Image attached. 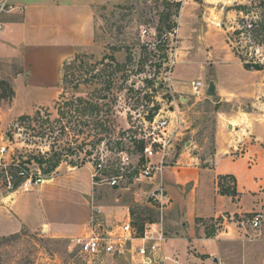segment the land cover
<instances>
[{
    "label": "rangeland",
    "instance_id": "1",
    "mask_svg": "<svg viewBox=\"0 0 264 264\" xmlns=\"http://www.w3.org/2000/svg\"><path fill=\"white\" fill-rule=\"evenodd\" d=\"M179 1L181 7L177 12L174 3ZM234 1L227 2L228 7L223 4L224 8L221 9L219 2L212 5L207 0H75L78 5L80 3L85 4L86 7L90 5L94 21L93 34L88 43L82 47H76L73 51L69 50V55L63 59L61 56L67 54L68 48L60 47L57 51L58 55L54 59L53 66H50L54 72L49 84L56 85L57 69L60 72V84L58 93L55 92L52 98V92L43 96L38 94L45 83L40 85L42 83L40 79L29 82L28 74L31 71L26 73L23 71L21 57L0 60V149L6 145L5 157L13 165L12 170L16 181L15 188L8 189L5 180L0 176V225L6 224L3 218L4 211L8 213V217H12L5 208L9 207L16 195L23 193L20 187L24 180L17 179V167L30 172L35 171L38 165L34 161L27 164H24V161L40 152L45 154L51 151L55 138L59 139L61 136V123L56 122L61 117L54 107L55 102L63 93H66L68 97L73 95L69 87L64 88L62 85L61 69L64 62L73 58L77 52H87L90 61L100 60L106 53H114L121 62L126 60L129 53H132V59L127 62L126 67L129 76L124 84H122V78L117 80L115 86L108 92L113 104L112 113L109 115H111L115 131L97 147H94L91 142L95 131H92L88 124L87 134L80 133L79 141H81L78 143L68 144V135L61 136L58 144H66V147L72 148L64 151L69 156H65L60 165L47 175H53L56 182L62 178L70 181L74 177L78 186L90 191L91 170L101 163L103 170L99 174L102 172L101 177L107 178L113 174L120 162V151H127L133 157L138 156L140 153L138 142H140L144 120L154 112L156 105L166 108L170 104L179 106L184 119L181 134L175 140L173 149L180 153L189 143L191 154H196L201 164H210L216 150L217 131L223 120L221 114L234 112L235 106L219 102L217 91L212 96L206 94L201 97L187 93L189 101L182 102L180 95L183 92H176L174 89L175 86H184L191 90L192 81L198 78L205 83L210 81L208 74L210 68L208 73H205L204 65L199 60H195L203 53L205 57L207 52L201 49V42L196 43L195 28L197 27L208 29V25H212L217 28V31H222L223 27H230L231 32L228 33V37L234 51L247 60L264 62V33L256 34L253 30L246 31L245 24L251 20L246 13L238 14L236 18L226 13L232 9L237 10L239 5H247L251 17L253 14L258 16L257 21L260 22L264 19V8L261 7L263 0H254L251 4L249 0H238L239 4ZM218 8L225 11L226 15L219 16L216 13ZM173 24L176 25L169 28ZM233 26L235 29L232 28ZM242 28L246 33L240 36L234 34L236 29ZM61 45H67V40H64ZM207 50L209 52L210 48ZM173 61H175L174 64ZM143 63L144 71L140 72ZM170 70H172L171 82L166 79ZM20 71H23L22 76L19 75ZM146 78L151 79L153 84L147 83ZM123 85L131 90L123 88L120 90ZM94 87L91 83H87V87L83 85L81 88L83 94L87 91V96H91V93H94ZM41 107L43 116L36 124V130L33 129L35 123L28 126L19 122L21 115H33ZM45 108L49 109L50 122H47ZM63 120L64 124L69 126L67 119ZM53 126L56 130L51 131L50 127ZM41 127L45 128L44 135L37 134L38 131L43 130ZM67 131L72 135L75 133L69 128ZM168 162H171L169 158ZM17 181L20 182L17 183ZM227 181L228 187L235 186L233 180L227 179ZM93 187L97 189L95 196L98 199L96 203L99 205L125 203L130 206V212L133 211L131 213L133 220L137 221L139 218L160 220V213L151 206L150 202L136 200L134 190L137 187L134 190L133 188L118 190L106 183L102 186L93 185ZM36 196L37 192H30L23 194L21 199ZM250 207L233 216L226 215L228 221L235 222L234 228L239 233L236 236L239 242L234 244V240H231V244L227 245V252L234 257L235 264H264V240H262L264 239V221L258 231L249 230V234H245L242 230V221L252 219L259 211L264 212V204L259 207ZM86 215L85 208L78 209L77 219ZM221 219L223 218L219 219L220 223L218 218L214 217L202 219L200 221L201 226L204 227L202 235L216 236L219 232L223 233L225 225L221 223ZM86 229L87 224L76 237L68 238L56 237L46 231H32L28 228L2 234L0 235V264H130L129 257L126 255H101L89 258L82 254L81 243L86 235ZM166 231L168 235L167 228ZM222 237H226V234H222ZM176 241L174 240L171 245L180 246V242ZM241 249L242 251L246 249L248 257H243L244 252ZM187 252V259L204 260L212 257L196 252V249L191 247ZM199 259L194 261L198 262Z\"/></svg>",
    "mask_w": 264,
    "mask_h": 264
},
{
    "label": "crops",
    "instance_id": "2",
    "mask_svg": "<svg viewBox=\"0 0 264 264\" xmlns=\"http://www.w3.org/2000/svg\"><path fill=\"white\" fill-rule=\"evenodd\" d=\"M207 2L212 5L219 2L222 9L223 4L229 6L227 2L230 0ZM234 2L240 3L238 0ZM252 2L254 0H249V4ZM218 9L216 13L219 16L228 13V16L236 18L245 14L235 9L226 13ZM208 27L195 28L196 43L201 42V49L207 51L205 57L203 53L195 60L204 65L205 73L210 68L208 74L210 81L217 86L219 102L232 104L234 112L221 114L223 120L217 131L216 150L210 164H201L199 157L191 154L187 143V148L180 153L172 150L169 156L171 162L156 181L163 180L171 199L164 215L165 231L166 228L169 230L167 250L187 259V251L191 247L222 263L235 264L234 257L227 252V245L231 244V240L234 244L239 242L236 240L239 233L234 228L235 222L228 221L227 217L250 206L264 204V70L244 66L231 46L228 37L230 27H223L222 31H217L212 25ZM232 28L235 29L234 26ZM93 29L90 5H78L75 0H0V60L21 57L23 71H31L29 82L40 79V85L45 83L38 94L43 96L52 92V98L55 92L58 93L60 84L59 69L56 85L49 84L57 51L60 47L68 48L67 54L61 56V59L65 58L69 50L73 51L90 41ZM64 40H67V45H61ZM23 71L19 75L22 76ZM174 91L183 92L180 95L182 102L183 98L189 101L187 93H192V89L184 86H175ZM220 175L235 177L236 196L220 192ZM55 180L15 196L5 208L12 217H8L6 211L3 213L6 224L0 225V235L28 228L32 231L46 230L56 237H76L89 222L91 204L101 207L103 219L110 226L119 225L131 217L130 206L125 203L97 204V189L93 187L91 178L90 191L78 186L74 177L70 181L63 178ZM30 192H37V196L21 199L23 194ZM83 208L87 215L79 217V220L77 211ZM212 217L223 218L224 232L211 237L203 236L204 227L200 221ZM174 240L179 241L180 246L171 245ZM242 252L243 257H248L246 249ZM196 259L199 258L187 260Z\"/></svg>",
    "mask_w": 264,
    "mask_h": 264
},
{
    "label": "built area",
    "instance_id": "3",
    "mask_svg": "<svg viewBox=\"0 0 264 264\" xmlns=\"http://www.w3.org/2000/svg\"><path fill=\"white\" fill-rule=\"evenodd\" d=\"M261 7L264 8V0L261 1ZM247 16L251 20L245 24V28L246 31H251L257 25L258 16L254 14L252 17L250 14ZM166 79L169 82L172 81V70L167 73ZM191 86L192 93L197 97L206 95L207 85L202 79L193 80ZM183 122L182 112L178 105L170 104L166 108H160L152 119L147 118L143 122L140 133L143 149L138 156L133 157L127 151H120V162L113 174L107 178L101 177L102 172L99 174L103 170L101 163L91 170L94 186H102L106 183L118 189L132 190L133 188L134 190L137 187L134 190L136 200L150 202L151 206L160 213V220L147 222L143 234L138 235L131 217L119 225L110 226L102 217L101 207L91 204L86 235L81 243L82 254L89 258L101 255H126L129 257L130 264H224L213 257L199 259L198 262L190 261L178 253L168 251L166 247L168 237L164 227V215L171 204V199L163 180H156L159 175L163 174L175 140L181 134ZM0 153V176L5 180L8 189H14L15 175L11 171L13 165L5 157L6 145L1 147ZM16 172L17 179L24 180L20 187L23 192L32 191L36 186L55 179L53 175L44 174L40 168L31 172L18 169ZM263 221V211L257 212L248 221H242L245 234H249V230L258 231Z\"/></svg>",
    "mask_w": 264,
    "mask_h": 264
},
{
    "label": "trees",
    "instance_id": "4",
    "mask_svg": "<svg viewBox=\"0 0 264 264\" xmlns=\"http://www.w3.org/2000/svg\"><path fill=\"white\" fill-rule=\"evenodd\" d=\"M174 6L176 7L178 12L181 7L180 1L175 2ZM239 6L240 7H237V10L249 14V7L247 5ZM175 25L176 24L170 25L169 28H173ZM256 26V29H253L254 33H264V19L260 22L258 21ZM243 33H246L244 28L236 29L234 31V34L238 36ZM239 56L241 57L244 66L247 69L264 70V62L247 60L242 55ZM89 59L90 57L87 52H77L75 53L73 58L64 62V65L61 69L62 85L64 88L69 87L72 90L73 95L68 97L66 96V93H63L55 102L54 107L57 109V112L61 117V119L56 120V122L61 123V136L68 135V144L80 142L81 140L79 141V134H87L88 124L89 128L92 129V131H95L94 139L91 142L94 147H97V145L105 141L109 134L115 131V129L113 128V121L110 117L111 115H109L112 113L113 104L110 101L108 92L112 90L117 80H120L122 78V84H124V82H127L129 74L126 70V67L128 64L127 62L132 59V53H129L126 57L127 61L125 60L123 62L119 61L114 53H106L102 57V59L97 61H90ZM144 65L145 64L143 63V68L140 69V72L144 71ZM145 81L149 84H153V82H151V79L146 78ZM87 83H91L95 86L94 93H91V96H87V91L85 92V94H83L81 88L83 85L87 87ZM122 88L131 90L125 85H123L120 90ZM114 101H116V99ZM160 108V105H156L154 108V112L148 115L147 118L152 119ZM42 110L43 108L41 107L38 108L33 115H21L18 120L21 124L25 123L28 126H32L35 123L33 129L36 130V124L40 122L43 116ZM45 110L48 116L47 122H50L51 115L50 113H48L49 109L45 108ZM63 119H67V123L69 124V126L64 124ZM41 128L43 130L38 131L37 134L44 135L45 128ZM68 128L75 132L74 135L67 131ZM50 129L51 131L56 130L54 129V126L52 128L50 127ZM61 136L59 139L57 137L55 138L56 141L53 145H51V151H48L45 154H42L40 152L39 154L31 156L26 159V161H24V164L32 163L34 161L38 165V168H40L44 174H49L54 171L60 165L64 157L69 156L66 155L64 151H69L72 148L66 147V144H58L61 140ZM138 148L140 151L143 149V142H138ZM73 153H75L74 150ZM74 166H77V164H74ZM18 169H20V167H17V170ZM11 171L12 173H14L12 167ZM219 179L221 181L220 192L222 194L232 196L237 195L236 185L231 188L228 187L229 183L227 179H231L235 183V177L233 175H220ZM18 180H21V178H19ZM18 182L20 181H17V183ZM132 212L133 211L131 210V213ZM147 222H155V220L145 218H139L137 219V221L133 220V225L137 229L138 235L143 234L145 224Z\"/></svg>",
    "mask_w": 264,
    "mask_h": 264
},
{
    "label": "water",
    "instance_id": "5",
    "mask_svg": "<svg viewBox=\"0 0 264 264\" xmlns=\"http://www.w3.org/2000/svg\"><path fill=\"white\" fill-rule=\"evenodd\" d=\"M216 90H217V86H216L215 82L214 81H210L209 84H208V87L206 89V94L208 96H212V95H214L216 93ZM183 101L186 102L187 99L183 98ZM171 109H173V107H171Z\"/></svg>",
    "mask_w": 264,
    "mask_h": 264
}]
</instances>
